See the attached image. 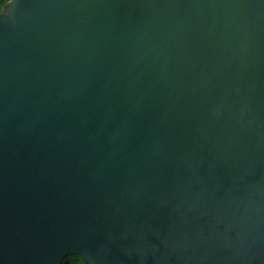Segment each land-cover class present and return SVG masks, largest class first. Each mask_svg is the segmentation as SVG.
Returning <instances> with one entry per match:
<instances>
[{"label":"water","instance_id":"1","mask_svg":"<svg viewBox=\"0 0 264 264\" xmlns=\"http://www.w3.org/2000/svg\"><path fill=\"white\" fill-rule=\"evenodd\" d=\"M264 264V0H9L0 264Z\"/></svg>","mask_w":264,"mask_h":264},{"label":"trees","instance_id":"2","mask_svg":"<svg viewBox=\"0 0 264 264\" xmlns=\"http://www.w3.org/2000/svg\"><path fill=\"white\" fill-rule=\"evenodd\" d=\"M9 0H0V11H3ZM62 264H89L82 255L78 253L68 254Z\"/></svg>","mask_w":264,"mask_h":264}]
</instances>
